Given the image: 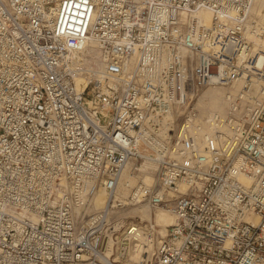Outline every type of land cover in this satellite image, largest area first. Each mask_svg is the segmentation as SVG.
<instances>
[{
	"label": "built area",
	"instance_id": "obj_1",
	"mask_svg": "<svg viewBox=\"0 0 264 264\" xmlns=\"http://www.w3.org/2000/svg\"><path fill=\"white\" fill-rule=\"evenodd\" d=\"M256 2L0 0V264H264Z\"/></svg>",
	"mask_w": 264,
	"mask_h": 264
},
{
	"label": "bare ground",
	"instance_id": "obj_2",
	"mask_svg": "<svg viewBox=\"0 0 264 264\" xmlns=\"http://www.w3.org/2000/svg\"><path fill=\"white\" fill-rule=\"evenodd\" d=\"M253 11L259 18H261L264 14V0H257L255 6L253 8ZM200 16L207 24L210 23L211 14L209 12L203 11L200 13ZM208 96H209L208 98L211 100L209 102V105H207V106L210 107L212 109V111H217V110L221 111L223 108H225L226 104L223 100V96H224V90L223 89H216L214 91H211ZM207 99H203V100L206 101ZM211 109H210V111H211ZM126 171H128V169L125 170V172L123 173V176L126 173ZM128 174H129V171H128ZM123 176H122V180H123ZM130 177H131V175H130ZM131 178H133V177H131ZM123 182H124L123 188L130 186V184H128L126 181L123 180ZM134 186H132V187H134ZM131 188H130V190H131ZM118 192L115 194L114 200H117V198H121V196L118 194ZM103 193L104 192L101 191L98 194L99 196L98 195L96 196L95 204H94V206L90 207V210H89L90 212H94L96 210H100L103 208H108L110 206L113 198H111L110 196L107 197V194H105V193L103 194ZM95 206L97 209H94ZM149 217L150 216H148V218ZM156 218L154 221L151 219L149 221H151L152 223H155L159 226H162V227L170 226V225L174 224L175 220H176L175 216L172 215L167 209H164V212H162V213H158L156 215ZM156 221H158V223H162V225L158 224ZM132 257L134 259H136V258H138V254L136 252H133Z\"/></svg>",
	"mask_w": 264,
	"mask_h": 264
},
{
	"label": "rangeland",
	"instance_id": "obj_3",
	"mask_svg": "<svg viewBox=\"0 0 264 264\" xmlns=\"http://www.w3.org/2000/svg\"><path fill=\"white\" fill-rule=\"evenodd\" d=\"M76 87L78 89L82 90V89L86 88V84L83 81H79L76 83ZM210 100L211 99H209V98L206 101H204L202 99L201 105L205 106L206 109L210 110L211 108L207 106V105H209ZM211 111H212V109H211ZM123 180L126 181L128 184H130V186L126 187V188H121L119 190L118 194L121 196V198H117V200H122V201H124L127 198V196L129 195L130 188L136 184V179L131 178L130 175L128 174V171H126V173L124 174ZM107 197H108V195H107ZM135 208H137V207L126 206L125 210H123L120 214V218L122 219V221H124L126 223H130V222L135 221L137 217H141L143 220H146V221H149L150 219L154 221L156 218V215L158 213L164 212V209H165V208H156V209H150V211H149L148 208L145 209L144 207L140 206V207H138L139 209H142V208H144V209L134 212L133 209H135ZM94 209H97L96 206L94 207ZM135 214H137V215H135ZM148 216H150V217L148 218ZM134 217H136V218H134ZM156 222L158 223V221H156ZM158 224L162 225V223H158Z\"/></svg>",
	"mask_w": 264,
	"mask_h": 264
}]
</instances>
